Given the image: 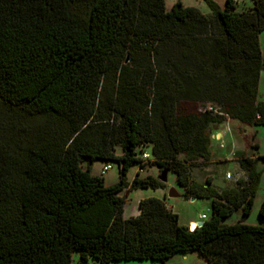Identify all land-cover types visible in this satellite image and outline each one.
<instances>
[{
	"label": "trees",
	"instance_id": "1",
	"mask_svg": "<svg viewBox=\"0 0 264 264\" xmlns=\"http://www.w3.org/2000/svg\"><path fill=\"white\" fill-rule=\"evenodd\" d=\"M239 1L205 0L204 14L165 0H0V264H167L193 251L264 264V225L243 223L264 156L235 152L245 178L220 192L193 175L210 164L213 125L264 126V0ZM95 161L116 162L117 183L92 175ZM146 165L173 173L183 198L210 200L203 226L155 197L125 217L120 192L166 188L140 177Z\"/></svg>",
	"mask_w": 264,
	"mask_h": 264
},
{
	"label": "rangeland",
	"instance_id": "2",
	"mask_svg": "<svg viewBox=\"0 0 264 264\" xmlns=\"http://www.w3.org/2000/svg\"><path fill=\"white\" fill-rule=\"evenodd\" d=\"M219 8H223L225 5V0H212ZM176 2H180V4L184 7H194L198 9L201 13L207 14L209 13V7L205 0H165V8L166 10H170L172 5ZM238 0V7H243ZM260 48L261 54L264 58V31L260 37ZM258 96L259 99L264 101V71H261L259 77V85H258ZM214 128V127H213ZM213 128L210 129V134L213 131ZM220 131L223 132L221 142L213 140V143L210 145L211 157L220 159L217 162L210 163L204 170H201L202 167L193 168V175L195 173L196 177L203 175L204 173L210 174L213 177L211 187L215 190L218 188L221 189L223 187L232 186L234 187L235 181L238 178H245L244 173L238 168V165L235 161L234 154L235 152H242L245 155H248L253 158H257L258 156H264V126L251 128L246 125H242L239 123H233L232 121H228V124H224ZM254 135V136H253ZM221 143L222 146L219 144ZM253 143L257 144V148L251 147ZM117 154L121 152L119 149L116 151ZM104 163L102 161H95L91 168V174L98 176L100 174L101 167ZM112 166L104 175H103V183L105 186H110L118 181L119 172L118 165L116 162H109ZM84 167L87 166V162H82ZM136 169H138L137 165H133L129 168L127 173V180L131 181V179L135 176ZM257 169L259 171V181L257 183L255 198L253 201V206L250 214L243 219V223L248 225H264V220L260 219L257 216V212L259 206L264 198V159L257 160ZM201 170V172H200ZM160 171L155 166L146 165L140 173V177H144L146 175H152L154 177H158L160 175ZM226 174L230 175V179L226 178ZM204 178V177H203ZM201 183L205 180L201 179ZM204 186H206L204 184ZM170 187H174L178 193L183 194L184 190L179 187L175 181V176L173 173H167V181L166 188L163 190L164 194H160L159 190L152 189H138V190H130L127 192H120L119 195L125 197V207H124V215L125 217L135 216L138 212L137 210V202L139 199H143L147 197V195H154L160 199H163L166 205H168L173 212L178 215V221L181 225L188 224L190 219H194L198 221H202L200 219L201 215H205L206 219L210 216V200L206 198H198L195 200H191V198H170L167 196V190ZM242 220L241 211L233 213L228 218L224 219L223 223L227 225H231L236 223L239 220ZM204 221V220H203ZM195 223V222H193ZM191 223H189L190 225ZM194 225H190V228H193ZM167 264H204L205 258L196 251L187 252V253H178L168 260H166ZM73 264H78L76 257H74ZM92 264V263H89ZM94 264H98L95 262ZM110 264H160L159 261H124V262H113Z\"/></svg>",
	"mask_w": 264,
	"mask_h": 264
},
{
	"label": "crops",
	"instance_id": "3",
	"mask_svg": "<svg viewBox=\"0 0 264 264\" xmlns=\"http://www.w3.org/2000/svg\"><path fill=\"white\" fill-rule=\"evenodd\" d=\"M261 35H262V33L259 35V40H260V37H261ZM259 43H260V41H259ZM259 77H260V75H259ZM258 85H259V82H258ZM258 98H259V96H258ZM262 101V100H261ZM233 123H238V122H236V121H232ZM224 124H228V121H225V122H223V123H220V124H216V125H213L212 126V128H213V131L211 132V144L213 143V140H215V138H214V135H220V139L219 140H216V141H219V142H221V139H222V135H223V132H221L220 131V128L224 125ZM240 124V123H239ZM219 145H221V143L219 144ZM220 159H216V158H212L211 157V159H210V163H214V162H217V161H219ZM205 176V175H204ZM204 176H202V177H200L199 179H198V181L199 182H201L200 180L201 179H205V177ZM206 176H209V177H211V179L213 180V177L208 173ZM204 177V178H203ZM232 187V186H231ZM230 186H228V187H223V188H221V189H217V191H222V190H225V189H229V188H231ZM160 192V194H164V191L163 190H161V189H158ZM149 197H155L154 195H147V197H145V198H149ZM155 198H158V197H155ZM144 199V198H143ZM158 199H160V198H158ZM139 200H141V199H139ZM138 200V201H139ZM138 203V202H137ZM168 206V205H167ZM169 207V206H168ZM170 208V207H169ZM171 209V208H170ZM193 222H197V220H194V219H190L189 221H188V224H186L185 226H188L189 225V223H193ZM190 226V225H189ZM205 264V263H204Z\"/></svg>",
	"mask_w": 264,
	"mask_h": 264
},
{
	"label": "built area",
	"instance_id": "4",
	"mask_svg": "<svg viewBox=\"0 0 264 264\" xmlns=\"http://www.w3.org/2000/svg\"><path fill=\"white\" fill-rule=\"evenodd\" d=\"M203 111H210V112H212L213 114H216V115H219V116H223V117H225L226 119H228V117H227V115L226 114H224V113H222L218 108H214V107H212L211 105H208V106H206V107H204L203 108ZM214 138L216 139V140H219L220 139V135H214ZM220 146H222V145H220ZM149 157V154H147V153H144L143 154V158H148ZM109 169H111V166L110 165H106V166H103L102 168H101V170H100V174L101 175H104ZM226 178L227 179H230V175L229 174H226ZM239 179V178H238ZM200 219H205V215H201V217H200Z\"/></svg>",
	"mask_w": 264,
	"mask_h": 264
},
{
	"label": "water",
	"instance_id": "5",
	"mask_svg": "<svg viewBox=\"0 0 264 264\" xmlns=\"http://www.w3.org/2000/svg\"><path fill=\"white\" fill-rule=\"evenodd\" d=\"M167 173L168 170L165 169L163 170L160 175L157 177L158 180H160L161 182H166L167 181ZM167 196L170 198H183V195L178 193L177 190L174 187H170L167 190ZM196 198L192 197L191 200H195ZM196 227H201L204 225V221H198L195 223Z\"/></svg>",
	"mask_w": 264,
	"mask_h": 264
},
{
	"label": "bare ground",
	"instance_id": "6",
	"mask_svg": "<svg viewBox=\"0 0 264 264\" xmlns=\"http://www.w3.org/2000/svg\"><path fill=\"white\" fill-rule=\"evenodd\" d=\"M191 224L194 225V226H196L195 223H191ZM191 224H190V225H191Z\"/></svg>",
	"mask_w": 264,
	"mask_h": 264
},
{
	"label": "clouds",
	"instance_id": "7",
	"mask_svg": "<svg viewBox=\"0 0 264 264\" xmlns=\"http://www.w3.org/2000/svg\"><path fill=\"white\" fill-rule=\"evenodd\" d=\"M200 221H201V220H200ZM195 227H196V226H195ZM195 227H194V228H195Z\"/></svg>",
	"mask_w": 264,
	"mask_h": 264
}]
</instances>
